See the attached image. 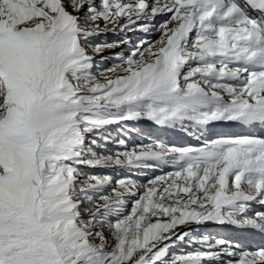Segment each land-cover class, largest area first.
<instances>
[{
    "label": "snow or ice",
    "instance_id": "obj_1",
    "mask_svg": "<svg viewBox=\"0 0 264 264\" xmlns=\"http://www.w3.org/2000/svg\"><path fill=\"white\" fill-rule=\"evenodd\" d=\"M139 121L199 143L107 148ZM209 222L264 236V0H0V264H264Z\"/></svg>",
    "mask_w": 264,
    "mask_h": 264
},
{
    "label": "rangeland",
    "instance_id": "obj_2",
    "mask_svg": "<svg viewBox=\"0 0 264 264\" xmlns=\"http://www.w3.org/2000/svg\"><path fill=\"white\" fill-rule=\"evenodd\" d=\"M69 10H71V9H69ZM129 37L131 38V40L133 42H135L137 39L145 38L144 35L141 34V32L131 33V35ZM104 38L105 37H101V39H104ZM106 38L109 39V40H112V39L115 38V36H111V34H109ZM122 50H125V49H112V50L106 51L104 53V56L106 57V59L101 61L100 58L98 57L97 58V64H99V67L101 69L111 67V65L114 62H116L114 60V58H113L115 53L120 52ZM129 123H131V122H129ZM129 123H127L126 125H111V126H108V128L106 129V133L110 134L111 137L113 138V140L110 141L108 143V145H107V148L109 150H111L112 152H115L117 150V147H118V145L115 143L116 139H124L126 141L127 146H128L129 149H131L132 147H134L136 145L146 144V143H144L145 140H142L140 142L139 139H137L138 140V142H137V140L135 139V136L138 135L139 131H137L136 128H133V127H136V126H134L132 124H129ZM141 139H143V138H141ZM120 150H123V148H120ZM86 171H89V172H93L94 171V172H98V173H101V174H104L106 172L107 174L112 175L114 180L118 179V178H121V177H130V178L138 181L141 184L146 183L148 180L152 179L154 176L162 175L161 173H156L155 170L154 171L153 170L137 171V170L133 169V170L129 171V170H121V169H116V170H112V169H108V170L87 169ZM129 204H130V202H129ZM213 224H215V223L209 222L207 224L199 226L198 230L194 231V234H200V235L207 234V235H211V236H214V237H222L221 235L223 234V232L220 231L219 229H217V226H216V229H214L212 227ZM97 227L100 228L101 226L97 225ZM104 227L106 229V226H104ZM193 229H196V226H193ZM179 230L180 229H178V231ZM183 230H188V229L185 228ZM222 238H224V237H222ZM226 238L230 239L229 237H226ZM232 243L233 244H238L237 242H234V241ZM191 250H192V248L186 246L185 244H179V245H177L176 247H174V248H172L170 250L169 256H171L172 253L182 254L184 252L191 251ZM224 259L226 260L227 257H224ZM214 264H219V261L214 262Z\"/></svg>",
    "mask_w": 264,
    "mask_h": 264
},
{
    "label": "bare ground",
    "instance_id": "obj_3",
    "mask_svg": "<svg viewBox=\"0 0 264 264\" xmlns=\"http://www.w3.org/2000/svg\"><path fill=\"white\" fill-rule=\"evenodd\" d=\"M109 27H111V26H109ZM135 33H138V31ZM141 34L144 35V37H145L144 33H141ZM130 35H131V33H129V36ZM111 36H115V35L111 34ZM157 37H158V31L153 30L152 32L148 33L145 38H147L149 40H153V39H156ZM129 124L136 126L137 130L139 131V137L142 136L141 138H143L145 140L144 143H146V144L154 143L157 140L160 141V139L164 135L163 133L166 131H170L169 127L166 128V127L157 126V125H154L150 121L131 122ZM164 130H166V131H164ZM188 131L191 132L192 133L191 135L193 136V139H191L188 142L180 140L179 138L178 139L177 138H171L168 141L163 140V142L169 143V144H174L178 147H184V146H189V145L196 146L199 143V141L197 140V136L199 135V133H196L194 130H188ZM250 131H255V130H250V129L245 128V130L242 131V130H239L238 127H234L231 130H229L228 132H217V131H213V132L214 133L227 134V135H245V134H249ZM166 134H168V133L166 132ZM155 171H156V173L164 174L168 171H171V169L170 168H164L162 170L157 169ZM247 235L248 236L254 235L258 239H261L259 241L254 242L255 247L260 246V245H264V237L260 236L261 237L260 238L254 232H250V230H246L244 238H240L241 241H243V242L248 241L246 238ZM222 237H224L225 239H227L226 237H229L230 239H227V240H232L233 238H235V234L234 233H226L225 235H222Z\"/></svg>",
    "mask_w": 264,
    "mask_h": 264
}]
</instances>
